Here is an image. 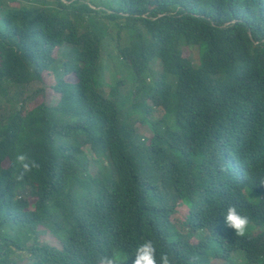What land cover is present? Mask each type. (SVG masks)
Masks as SVG:
<instances>
[{"label":"trees","instance_id":"trees-1","mask_svg":"<svg viewBox=\"0 0 264 264\" xmlns=\"http://www.w3.org/2000/svg\"><path fill=\"white\" fill-rule=\"evenodd\" d=\"M51 2L0 0V95L12 91L0 106V264L117 253L132 264L146 240L172 264H264V0ZM111 25L126 73L104 95L95 75ZM44 70L59 99L23 112L22 88ZM21 153L38 167L17 179ZM178 201L186 232L169 219ZM229 206L249 217L243 237L226 225ZM37 227L59 246L28 244Z\"/></svg>","mask_w":264,"mask_h":264},{"label":"rangeland","instance_id":"rangeland-1","mask_svg":"<svg viewBox=\"0 0 264 264\" xmlns=\"http://www.w3.org/2000/svg\"><path fill=\"white\" fill-rule=\"evenodd\" d=\"M48 2L54 1V0H46ZM11 4H17L12 3ZM51 6H54V2H51ZM116 27L111 25V31L110 35H107L103 38L100 46V57L97 64L96 69V80L98 82V90L104 95H107L110 89V85L114 84L115 80L118 78H122L124 74L126 73V69L124 66L121 65V63L118 62L116 58V40H117V32ZM121 44H123V41H120ZM125 42V41H124ZM62 50V48L54 49L52 51L53 56L57 58L58 60H62V58H58L59 52ZM182 55L185 57H188L195 62L197 61V50L196 48H188L184 46L182 48ZM62 62V61H60ZM153 69L156 71H159L160 68L158 66V63L153 64ZM65 80L74 82L76 80L74 74H68L64 77ZM149 80V78H147ZM55 77L53 75V72L50 70H44L41 75V80L32 82L31 84L25 86L22 88V91L24 96L26 97L24 102H22V106L24 107L23 112L25 110L31 109L38 103H46L47 105H52L57 102L59 99L60 94L57 93L54 90V84H55ZM134 84L130 81L124 82V84L120 85L118 88L120 90L122 98H125V102L123 104H130L133 102L134 98H132V90H133ZM12 91L5 97L4 95H0V106H6L10 105L12 103L11 98ZM6 108L2 109L1 112H5ZM163 114V109L161 107H155L149 118H152L153 120L159 119ZM137 133L143 137H149L151 135L150 130L145 124H142L141 122H136L135 124ZM3 166L8 165V160L4 159L2 162ZM92 171H95V165L92 164ZM28 200L32 206L34 198L32 196L28 197ZM188 214V208L184 203H181L180 201L177 202L175 209L172 211V213L169 215V219L171 222H173L180 230L186 232V228H183L181 226V222L184 221ZM37 233L36 238L34 240H29L28 244L32 243L33 241L38 242H45L49 245L59 246L58 240L53 237L50 233L47 231H42L41 227H37ZM254 231L256 232V228H254ZM32 238V239H33ZM189 242L195 243L196 239L194 237H189ZM212 246H216L214 242L211 241ZM210 264H224V260L221 258H212L210 259Z\"/></svg>","mask_w":264,"mask_h":264},{"label":"clouds","instance_id":"clouds-1","mask_svg":"<svg viewBox=\"0 0 264 264\" xmlns=\"http://www.w3.org/2000/svg\"><path fill=\"white\" fill-rule=\"evenodd\" d=\"M16 159L21 168L17 179H23L26 173L38 167V164L34 160H30L26 154L21 153ZM225 222L228 228L234 230L235 236L243 237L246 235L249 227V217L240 214L235 206L228 207L225 215ZM134 257L132 264H172L167 254H162L159 261L157 260V247L152 240H146L139 244L135 249ZM127 259L128 258L124 257L122 253H117L114 257L101 256L97 264H117L118 261H126Z\"/></svg>","mask_w":264,"mask_h":264}]
</instances>
